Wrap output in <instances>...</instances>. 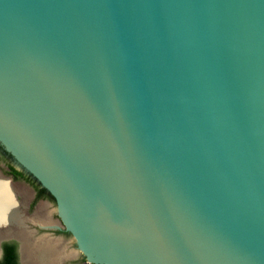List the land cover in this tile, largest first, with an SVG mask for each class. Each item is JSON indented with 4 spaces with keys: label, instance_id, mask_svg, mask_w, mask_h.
<instances>
[{
    "label": "water",
    "instance_id": "1",
    "mask_svg": "<svg viewBox=\"0 0 264 264\" xmlns=\"http://www.w3.org/2000/svg\"><path fill=\"white\" fill-rule=\"evenodd\" d=\"M0 145L88 263L264 264V0H0Z\"/></svg>",
    "mask_w": 264,
    "mask_h": 264
},
{
    "label": "flooded vegetation",
    "instance_id": "2",
    "mask_svg": "<svg viewBox=\"0 0 264 264\" xmlns=\"http://www.w3.org/2000/svg\"><path fill=\"white\" fill-rule=\"evenodd\" d=\"M0 176L7 180L14 188V200L17 202L18 212L23 222L22 225L18 226L11 224V231L7 234L0 235V264H7L6 251L11 252L9 258L12 264H29L24 254L25 242L22 238V234L28 235L31 244L36 241L41 242L45 240L57 242L59 246L64 247V253L67 255H69V253H67L68 248L65 246V240L70 236L74 242V247L77 249L74 238L71 233L65 229L56 209L54 211L55 214L51 213L50 215H46L49 216L47 220L50 221V223L41 224L34 220L39 205L49 203L56 207L55 199L45 188L41 187L34 177L23 169H20L12 156L6 152L1 145ZM27 188L30 190L29 200H27L29 195ZM54 215H56V218ZM78 252L80 254L78 261H72L73 258L71 259L69 255V257H64V259L62 257L59 264H94L88 263L86 256L81 251L78 250Z\"/></svg>",
    "mask_w": 264,
    "mask_h": 264
},
{
    "label": "bare ground",
    "instance_id": "3",
    "mask_svg": "<svg viewBox=\"0 0 264 264\" xmlns=\"http://www.w3.org/2000/svg\"><path fill=\"white\" fill-rule=\"evenodd\" d=\"M13 189L9 182L0 176V235L11 231V224L18 226L23 223L18 212L17 202L14 200ZM45 209V206L41 205L34 216V220L38 223H50L47 220L49 216L45 215ZM80 236L85 238L83 234H80ZM22 238L25 242L24 254L29 264H59L62 257L64 259V257H69L70 255L65 254L64 247L59 246L57 242L45 240L46 242L36 241L31 244L28 235L22 234ZM84 244L87 249L86 239L84 240Z\"/></svg>",
    "mask_w": 264,
    "mask_h": 264
},
{
    "label": "rangeland",
    "instance_id": "4",
    "mask_svg": "<svg viewBox=\"0 0 264 264\" xmlns=\"http://www.w3.org/2000/svg\"><path fill=\"white\" fill-rule=\"evenodd\" d=\"M27 192H29L28 199H27V200H29L30 199V190L28 188H27ZM41 205H39V207ZM44 205L46 207L45 215H47V214L50 215L51 213L55 214V212H54L55 211V207L53 205H50L49 203H45ZM39 207L37 208V210L39 209ZM54 216L56 218V215H54ZM65 246L68 248V253L71 256V259L73 258L72 261H78L79 258H80V254L78 252V249H76V247H74V242H73V240H72V238L70 236L65 240Z\"/></svg>",
    "mask_w": 264,
    "mask_h": 264
},
{
    "label": "trees",
    "instance_id": "5",
    "mask_svg": "<svg viewBox=\"0 0 264 264\" xmlns=\"http://www.w3.org/2000/svg\"><path fill=\"white\" fill-rule=\"evenodd\" d=\"M10 254H11V252L6 251V256H7V258H6V263H7V264H12V261H11L10 258H9Z\"/></svg>",
    "mask_w": 264,
    "mask_h": 264
}]
</instances>
